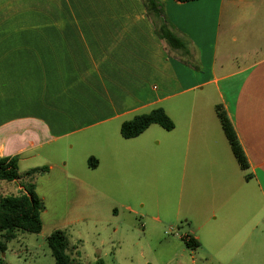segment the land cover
Returning a JSON list of instances; mask_svg holds the SVG:
<instances>
[{"label":"crops","instance_id":"obj_1","mask_svg":"<svg viewBox=\"0 0 264 264\" xmlns=\"http://www.w3.org/2000/svg\"><path fill=\"white\" fill-rule=\"evenodd\" d=\"M159 1L188 41L189 59L168 51L142 0H0V158L17 156L20 165L38 147L85 131L123 157L128 146H146L158 125L127 140L122 124L162 108L172 131L173 115L186 116L167 147L182 179H192L232 152L216 114L222 105L249 164L240 169L255 207L264 201V25L256 21L264 0ZM24 89L32 90L29 108L15 101ZM85 162L71 175L80 187L108 164L104 156ZM54 175L66 181L67 164L35 179ZM192 238L195 249L183 242L196 251Z\"/></svg>","mask_w":264,"mask_h":264},{"label":"rangeland","instance_id":"obj_2","mask_svg":"<svg viewBox=\"0 0 264 264\" xmlns=\"http://www.w3.org/2000/svg\"><path fill=\"white\" fill-rule=\"evenodd\" d=\"M260 14L256 21L264 25V5ZM24 90L27 94L20 90L15 101L29 108L32 90ZM186 97L179 98L182 108L191 106L193 97ZM173 116L178 132L186 116ZM177 132L153 127L147 145L128 146L123 157L115 156L111 142L87 131L38 147L19 165L17 183L0 180V198L18 196L33 169L59 171L67 164L70 175L66 181L56 175L47 182L34 179L45 203L43 231H17L0 259L56 264L47 238L62 230L74 264H264V201L257 199L254 207L246 172L230 152L223 161L205 165L198 177L183 180L182 165L167 147ZM91 156H104L108 164L90 172V179L81 177L86 186L80 187L72 172L82 173ZM114 160L118 164L111 167ZM186 235L199 237L201 247L187 249L181 239Z\"/></svg>","mask_w":264,"mask_h":264},{"label":"trees","instance_id":"obj_3","mask_svg":"<svg viewBox=\"0 0 264 264\" xmlns=\"http://www.w3.org/2000/svg\"><path fill=\"white\" fill-rule=\"evenodd\" d=\"M179 3H188L199 0H176ZM145 9L151 18L157 36L162 40L168 51L190 58L188 41L180 36L166 20L164 8L159 0H142ZM184 63L187 61L184 60ZM216 114L222 129L230 143L232 152L242 170H248L249 164L240 145L236 131L222 105L216 106ZM152 125H159L166 131L175 128L173 120L162 108L152 110L147 114L136 116L121 126V135L124 139H134L146 132ZM47 168L34 169L27 173L28 182L23 186L24 192L18 196L0 198V253L7 249V243L16 239L17 231L40 234L43 230L42 213L45 211L44 201L37 195L32 183L37 176L47 173ZM20 179L19 157L0 158V180L15 182ZM188 248L195 249L199 245L192 238L182 239ZM47 243L55 258L56 264H74L68 254L69 242L62 230L53 232L47 238ZM0 264H4L0 259ZM97 264H103L101 260Z\"/></svg>","mask_w":264,"mask_h":264},{"label":"built area","instance_id":"obj_4","mask_svg":"<svg viewBox=\"0 0 264 264\" xmlns=\"http://www.w3.org/2000/svg\"><path fill=\"white\" fill-rule=\"evenodd\" d=\"M190 236L189 235H186L185 237H182L181 239H184V238H189Z\"/></svg>","mask_w":264,"mask_h":264}]
</instances>
